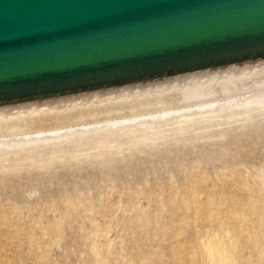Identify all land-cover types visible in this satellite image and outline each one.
I'll return each instance as SVG.
<instances>
[{"label": "rangeland", "instance_id": "rangeland-1", "mask_svg": "<svg viewBox=\"0 0 264 264\" xmlns=\"http://www.w3.org/2000/svg\"><path fill=\"white\" fill-rule=\"evenodd\" d=\"M258 77L1 131L0 264H264V109L244 108Z\"/></svg>", "mask_w": 264, "mask_h": 264}, {"label": "water", "instance_id": "water-1", "mask_svg": "<svg viewBox=\"0 0 264 264\" xmlns=\"http://www.w3.org/2000/svg\"><path fill=\"white\" fill-rule=\"evenodd\" d=\"M264 70V0H0V109Z\"/></svg>", "mask_w": 264, "mask_h": 264}, {"label": "bare ground", "instance_id": "bare-ground-1", "mask_svg": "<svg viewBox=\"0 0 264 264\" xmlns=\"http://www.w3.org/2000/svg\"><path fill=\"white\" fill-rule=\"evenodd\" d=\"M260 74H263L264 75V70H259V71H254V72H249V73H244V74H239V75H234V76H229V77H224V78H219V79H214V80H208V81H203V82H198V83H193V84H188V85H183V86H178V87H173V88H168V89H162V90H157V91H152V92H147V93H142V94H137V95H132V96H127V97H120V98H110V99H100V100H90V101H80V102H70V103H60V104H50V105H40V106H30V107H20V108H10V109H0V133H1V131H3V132H6V130H7V132H6V134H8V135H14V132H13V130H15V128H17V126H21V125H23L24 124V126L23 127H27V126H29V125H32V122L34 121V115L40 110H42V112H41V115L42 114H44L45 116L46 115H48V114H50L49 112L50 111H52V110H55L54 111V113H53V115H56L57 116V114H61L62 112H66V111H69V110H73V109H76V106H78V105H84V104H86V103H91L92 105H101V104H103V103H107V104H112L113 106H115V105H118V104H121V102H123V101H128V99L130 100V99H132L133 97H135V98H138V97H146V99H147V97L148 96H154V98H155V96H157V94H159L158 96H162V94L160 95V93H166V95L167 94H169L170 93V91L171 90H177V89H180V90H182V89H186V90H188L187 92H188V94H190V92H193V89H197L198 87H199V89H197L196 91H201V89H203L202 91L204 92V90H207L208 88H210V87H212V85L211 84H213V86H214V84H216L217 85V83H221V82H219V81H223V82H225V84H224V86H226V88H228L227 86H230V85H232V86H235V87H233V88H231L232 86H230L229 88H231V89H234V88H237V89H239V86L238 85H241L242 83L244 84V82H246V81H248L251 77H255L254 79H256L258 76L259 77H261V75ZM262 75V76H263ZM258 77V78H259ZM262 78H264V77H261L260 79H262ZM229 80V81H228ZM258 80V79H257ZM227 81L229 82V83H227ZM263 81H264V79H263ZM250 82V81H249ZM253 82V81H252ZM254 82H255V80H254ZM232 83H235L234 85L232 84ZM256 83V82H255ZM254 83V84H255ZM263 84H264V82H262ZM223 84V83H222ZM243 84H242V86H243ZM247 84V83H246ZM249 84V83H248ZM215 85V86H216ZM220 85V84H219ZM223 86V85H222ZM238 86V87H237ZM242 86H240V87H242ZM246 86V85H245ZM260 86H262L263 87V85L261 84ZM217 87V86H216ZM213 88V87H212ZM217 88H219V86L217 87ZM244 88V87H243ZM249 88V87H248ZM254 88V87H253ZM260 88V87H259ZM264 88V87H263ZM215 89V88H214ZM220 89V88H219ZM222 89V93H223V91H224V88H221ZM255 89V88H254ZM179 90V91H180ZM211 89H209V91H210ZM229 90V89H228ZM253 90V89H252ZM202 91L200 92V93H202ZM208 91V90H207ZM208 91V92H209ZM226 92H228L227 90H225ZM224 91V92H225ZM231 91V90H230ZM240 91V90H239ZM242 91V90H241ZM243 91H244V89H243ZM246 91V90H245ZM183 92V91H182ZM213 92V91H212ZM215 92H217V91H215ZM219 92H221L220 90H218V93ZM186 93V92H185ZM198 93V92H197ZM196 93V94H197ZM192 95H193V93H191ZM190 94V95H191ZM203 94V93H202ZM223 94H225V93H223ZM237 94V93H236ZM165 95V94H164ZM185 95V94H184ZM187 95V94H186ZM189 95V96H190ZM198 95V94H197ZM200 96H201V94H199ZM210 95V94H209ZM227 95V94H226ZM232 95V94H231ZM183 95H181V97H182ZM189 96L187 95L186 96V99H187V97H188V99H189ZM205 96H207V95H205ZM211 96H213V95H211ZM215 96V95H214ZM230 96V95H229ZM165 97V96H164ZM193 97H195V95L193 96ZM202 98H203V95L201 96ZM161 98V97H160ZM170 98V97H169ZM169 98H167V99H169ZM174 98V97H173ZM198 98H199V96H198ZM139 99V98H138ZM138 99L136 100V101H138ZM183 99V98H182ZM190 99H193L192 97L190 98ZM207 99V98H206ZM133 100H134V98H133ZM155 100V99H154ZM166 100V99H165ZM132 101V100H131ZM135 101V100H134ZM147 101V100H146ZM175 101V100H174ZM130 102V101H129ZM141 102H142V100H141ZM166 102V101H165ZM229 102H230V100H229ZM229 102H228V104H229ZM135 103V102H134ZM137 103V102H136ZM150 103V102H149ZM231 103V102H230ZM241 103V102H240ZM133 104V103H132ZM142 104V103H141ZM176 104V103H175ZM188 104V103H187ZM217 104V103H216ZM250 104H252V105H254V106H256V108H255V110H261V109H264V99L262 98V99H253V101H250V102H247V103H245L244 104V108L245 107H247V106H250ZM122 105V104H121ZM134 105V104H133ZM163 105V104H162ZM168 105V104H167ZM224 105V104H223ZM135 106L137 107L138 105L137 104H135ZM143 106V105H142ZM182 106V105H181ZM214 106V105H213ZM212 106V107H213ZM220 106V105H219ZM91 107V106H90ZM97 107V106H96ZM146 107H148L147 105H146ZM175 107V106H174ZM81 108H82V106H81ZM169 108V107H168ZM204 108H205V106H204ZM223 108H224V106H223ZM234 108H236V107H234ZM93 109V108H92ZM112 109V108H111ZM148 109V108H147ZM198 109V108H197ZM202 109V108H201ZM211 109V108H210ZM246 109V108H245ZM79 110V109H78ZM110 110V109H109ZM127 110V109H126ZM221 110V109H220ZM229 110V109H228ZM82 111H83V108H82ZM111 111V110H110ZM150 111V110H149ZM187 111V110H186ZM190 111V110H189ZM233 111V110H232ZM79 112H81V110H79ZM86 112V111H85ZM113 112V111H112ZM176 112V111H175ZM39 113V112H38ZM67 113V112H66ZM132 113V112H131ZM263 113V112H262ZM25 114H27V117H25L24 115ZM68 114V113H67ZM78 114V113H77ZM137 114V113H136ZM216 114V113H215ZM264 114V113H263ZM63 115H64V113H63ZM80 115H82V114H80ZM107 115V114H106ZM164 115V114H163ZM166 115V114H165ZM255 115V114H254ZM59 116V115H58ZM68 116V115H67ZM66 116V117H67ZM116 116V115H115ZM51 117V116H50ZM83 117V116H82ZM88 117V116H87ZM86 117V118H87ZM106 117V116H105ZM250 117V116H249ZM248 117V118H249ZM46 118V117H45ZM57 118V117H56ZM73 118V117H72ZM85 118V119H86ZM247 118V119H248ZM251 118V117H250ZM38 120V119H37ZM37 120H35V121H37ZM39 120H42V118L40 119L39 118ZM47 120V119H46ZM90 120V119H89ZM93 120V119H92ZM44 121V120H43ZM132 121V120H131ZM125 122V121H124ZM130 122V121H129ZM21 123H23V124H21ZM122 123V122H121ZM14 125V126H12L13 128H11V129H8V127L10 126L11 127V125ZM51 124V123H50ZM76 124V123H75ZM111 124V123H110ZM125 124V123H124ZM7 125H9L7 128H5ZM66 125V124H65ZM64 125V126H65ZM113 125V124H112ZM115 125H116V123H115ZM105 126V125H104ZM9 127V128H10ZM141 127V126H140ZM143 127V126H142ZM55 128V127H54ZM111 128V127H110ZM27 129V128H26ZM103 129V128H102ZM105 129V128H104ZM140 129V128H139ZM95 130V129H94ZM97 130V129H96ZM125 130V129H124ZM11 133H9V132ZM110 131V130H109ZM108 131V132H109ZM119 131V130H118ZM25 132V131H24ZM97 132V131H96ZM103 133L104 132H106V131H102ZM107 132V133H108ZM41 133V132H40ZM5 134V135H6ZM98 134V133H97ZM4 135V136H5ZM105 135V134H104ZM1 136L3 137V134H1ZM41 136V135H40ZM100 136V135H99ZM26 138V137H25ZM37 138V137H36ZM36 138H34V139H36ZM52 138V137H51ZM78 138V137H77ZM26 139H29V137L28 138H26ZM30 139H33V137L32 138H30ZM30 139H29V142H22V144L21 143H19L21 146L22 145H28V144H31L32 142H33V144H38V142H39V144H41V143H43L41 140V143H40V141H32L31 143H30ZM16 140V139H15ZM23 140V139H22ZM2 141V140H1ZM23 141H26L25 139L23 140ZM47 141V140H46ZM46 141H44V142H46ZM3 142L5 143V140H3ZM13 142H14V140H13ZM9 143V142H8ZM28 143V144H27ZM12 144H14V143H12ZM39 144H38V146H39ZM3 145H6V143L5 144H3V143H0V148H1V146H3ZM10 145H11V143H10ZM19 145V146H20ZM47 145V144H46ZM49 145V144H48ZM8 146V145H7ZM11 146H13V145H11ZM14 146H18V143H17V145L15 144ZM34 146V145H33ZM35 147V146H34ZM3 148V147H2ZM5 148H6V146H5ZM4 148V149H5ZM9 148V147H8ZM19 148V147H18ZM21 148L23 149V147H20V150H21ZM28 148V147H27ZM26 148V149H27ZM24 150V149H23ZM5 151H7V150H5ZM231 228V227H230ZM229 235V234H228ZM218 239V238H217ZM224 241V240H223ZM217 243V242H216ZM215 243V244H216ZM219 243V242H218ZM232 243V242H231ZM211 244L212 243H210V247H211ZM236 244V243H235ZM218 245V244H217ZM220 245V244H219ZM222 245V244H221ZM225 245V244H224ZM224 245H222L221 247L223 248L224 247ZM208 246V245H207ZM209 247V248H210ZM225 247H226V245H225ZM224 247V251H225V249H227V248H225ZM222 248H220V246L218 247V246H213V247H211V249H210V251H208L209 249H207V251L208 252H210L212 255L211 256H213V254L214 253H220L223 249ZM224 251H222V253L224 252ZM227 251V250H226ZM229 251V250H228ZM207 252V253H208ZM233 253V252H232ZM220 255H222V254H220ZM211 256H209L208 255V257H211ZM217 256V255H216ZM224 256V255H223ZM236 256V255H235ZM218 257H219V255H218ZM221 258H222V256H221ZM209 259H212V257L211 258H209ZM224 260H225V257H224ZM226 260H227V257H226ZM225 260V261H226ZM234 260V259H233ZM215 261V260H214ZM218 261V260H217ZM225 261H223V260H221L220 259V261H219V263L218 264H226V262ZM228 262H229V260H227ZM231 261V260H230ZM210 262H211V260H210ZM216 262V261H215ZM214 262V263H215ZM235 262V261H234ZM212 263H213V260H212ZM217 263V262H216Z\"/></svg>", "mask_w": 264, "mask_h": 264}]
</instances>
